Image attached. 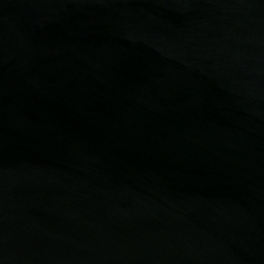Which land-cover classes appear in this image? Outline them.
I'll list each match as a JSON object with an SVG mask.
<instances>
[{
    "label": "water",
    "instance_id": "1",
    "mask_svg": "<svg viewBox=\"0 0 264 264\" xmlns=\"http://www.w3.org/2000/svg\"><path fill=\"white\" fill-rule=\"evenodd\" d=\"M0 264H264V0H0Z\"/></svg>",
    "mask_w": 264,
    "mask_h": 264
}]
</instances>
